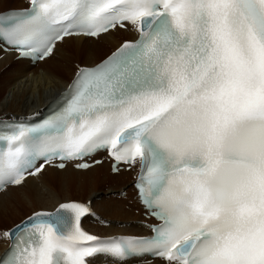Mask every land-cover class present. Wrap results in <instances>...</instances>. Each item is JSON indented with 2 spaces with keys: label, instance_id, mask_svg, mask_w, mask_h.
<instances>
[{
  "label": "snow or ice",
  "instance_id": "obj_1",
  "mask_svg": "<svg viewBox=\"0 0 264 264\" xmlns=\"http://www.w3.org/2000/svg\"><path fill=\"white\" fill-rule=\"evenodd\" d=\"M129 26L137 39L77 66L61 109L0 135V197L45 165L71 179L68 161L87 171L106 151L119 173L139 158L135 187L160 221L153 236L91 235L81 227L95 215L91 201H69L4 232L11 245L0 264H88L133 251L169 264H264V0H29L0 15V39L44 60L67 36Z\"/></svg>",
  "mask_w": 264,
  "mask_h": 264
},
{
  "label": "bare ground",
  "instance_id": "obj_2",
  "mask_svg": "<svg viewBox=\"0 0 264 264\" xmlns=\"http://www.w3.org/2000/svg\"><path fill=\"white\" fill-rule=\"evenodd\" d=\"M28 2L0 0V5L12 3L14 7L8 10L24 9ZM137 33L129 26L126 30L117 29L95 38L68 37L57 42L53 56L37 64L16 60L13 53L0 49V120L26 118L46 110L73 78L78 70L76 65L98 64L122 42L133 40ZM99 159H103V163L87 171L74 170L68 163L66 167L73 173L71 179L62 178L63 170L45 165L46 170L37 177H28L24 187H13L0 197V231H4L6 224L14 227L35 212H51L60 203L91 201L95 215L87 216L82 224L94 236L105 239L147 235L148 230L140 224L145 218L132 186L140 168L139 160L129 172L111 174L108 153H102ZM9 217L20 219L13 225L7 223ZM8 245V238L0 233V255ZM90 260L97 264H115L102 256ZM135 264L145 263L135 261ZM150 264L165 263L154 260Z\"/></svg>",
  "mask_w": 264,
  "mask_h": 264
},
{
  "label": "rangeland",
  "instance_id": "obj_3",
  "mask_svg": "<svg viewBox=\"0 0 264 264\" xmlns=\"http://www.w3.org/2000/svg\"><path fill=\"white\" fill-rule=\"evenodd\" d=\"M12 7H14V4H12V3H11V4H6V3H5V4H1V5H0V11H4V9H5V10H8V9H10V8H12ZM76 67H77V65H76ZM73 198H74V197H73ZM74 199H75V200H78V199H76V198H74ZM19 210H21V209H19ZM22 212L24 213V211H21V214H23ZM24 216H26V214H24L23 217H24ZM13 218H14V217H13ZM13 218L9 217L8 220H7V223H13V225H15L16 222L20 219V218H17V217H15L14 219H13ZM10 219H12V220H10ZM12 221H13V222H12ZM105 221H111V220H105ZM13 225H12V226H13ZM7 226H8V225L6 224L5 228H3L4 231H0V233H4V232L8 231V229L12 228L11 226H8V227H7Z\"/></svg>",
  "mask_w": 264,
  "mask_h": 264
}]
</instances>
